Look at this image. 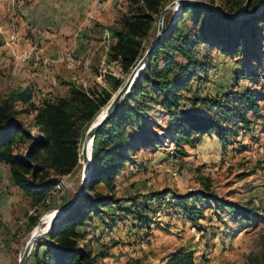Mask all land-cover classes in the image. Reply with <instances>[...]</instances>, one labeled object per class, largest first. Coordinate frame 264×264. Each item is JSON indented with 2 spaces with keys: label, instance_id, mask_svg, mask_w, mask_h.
I'll list each match as a JSON object with an SVG mask.
<instances>
[{
  "label": "rangeland",
  "instance_id": "374dc122",
  "mask_svg": "<svg viewBox=\"0 0 264 264\" xmlns=\"http://www.w3.org/2000/svg\"><path fill=\"white\" fill-rule=\"evenodd\" d=\"M174 1L167 0L164 6ZM198 1L212 2L219 9L231 8V0ZM242 10L232 16L239 17ZM177 11L175 8L173 15ZM142 13L140 0H0V102L12 92L27 91L28 103L38 109L43 102L66 98L72 87L92 101L106 93L114 97L116 82L125 83L134 68L126 74L119 61L111 59L109 51L115 43L111 33ZM159 17L153 16L138 62L156 38ZM183 18L179 29L191 39L190 48L201 23L195 25L191 13ZM248 50L252 56L246 55ZM194 51L203 66L196 69L190 90L182 91L183 102L177 111L168 113L155 104L150 82L144 83L142 96L129 102L132 107L143 105L138 116L130 113L126 120L131 126L125 132L129 140L121 146L125 161L112 188L98 185L93 193L110 195L121 201L119 207L127 208L129 200L136 198L144 208L139 210L141 216L106 208L79 228L94 251H108L101 264H164L179 248L193 251L196 264H264V107L259 103L261 112L254 115L236 101L229 104L244 111L250 122L238 125L234 112L223 115V126L233 133L225 146L213 132L194 136L193 146L177 147L174 142L179 113L191 109L189 98L226 103L233 94H260L264 37L256 44L250 40L233 56L201 40ZM170 55L175 63H187L181 55ZM161 58L154 63L158 69L164 67ZM28 103L16 101L14 111L17 121L33 134L36 112ZM210 109L213 111H206L208 116L218 119L220 108ZM192 110L200 114L204 108L197 105ZM144 125L150 139L143 136ZM133 136L139 139L133 141ZM83 144L82 139L78 167L69 175L51 176L48 181L57 185L36 207L12 184L8 166L0 163V264H18L28 237L35 231L29 232L30 225L37 226L42 217L44 222L74 199L86 167ZM28 145L26 139L15 143L13 154L23 155ZM178 149L185 154H179ZM156 193H164L163 199L152 202ZM182 200L201 211V215L195 214V223L183 213ZM230 206L252 213L249 218H239ZM28 217L36 221L29 223ZM45 239L37 242L40 248L32 249L27 264H35V252L42 257Z\"/></svg>",
  "mask_w": 264,
  "mask_h": 264
},
{
  "label": "trees",
  "instance_id": "16d2710c",
  "mask_svg": "<svg viewBox=\"0 0 264 264\" xmlns=\"http://www.w3.org/2000/svg\"><path fill=\"white\" fill-rule=\"evenodd\" d=\"M140 1L145 13L133 16L126 21L121 30H113L111 33L115 43L111 46L109 54L111 59L119 61L126 74H129L138 63L143 49V39L148 35L153 16L161 15L167 0ZM261 1L254 3L253 0H231L230 9L226 10L223 7L220 9L226 15L212 8L194 4H183L176 15H173L172 11L165 14L163 37L155 46L142 73L124 101L95 134L91 150V171L82 194L44 240L45 251L42 257L39 258L38 253L35 252V264H101L109 256L107 250L94 251L90 243L85 241L86 234L78 230L88 223L92 215H101L106 208L116 207L127 215L138 216L141 213L139 210L144 208V205L136 201V198L129 200L131 206L127 208L119 207L121 201L110 195L93 193L98 185L111 189L113 180L125 161L121 146L129 140L125 137V132L131 126L127 125L126 120L130 113L138 116L143 105L139 103V106L132 107L129 102L142 96L144 83L150 82L155 104L168 113L177 111L183 102L182 91L190 90L191 80L197 76L196 69L203 66L194 51L199 46L200 40L209 46L220 48L227 56L235 55L238 48L248 44L250 40L255 41L256 44L258 39L264 37V5L260 9ZM206 3L215 7L212 2ZM241 8L243 10L239 17H227L234 12H239ZM187 13L193 15L195 25L201 23L200 30L196 33L198 37L194 42L192 41L190 48L188 43L191 39L181 35L179 29V24ZM170 53L181 55L187 63L173 62V56ZM252 54L249 50L246 53L247 56ZM161 55L164 57L161 58ZM160 58L164 63L162 69L154 66L155 61ZM259 73L263 75L261 78L263 84L260 87L262 90L259 95L251 92L233 94L229 96L226 103L206 97L189 98L191 109L179 113L181 117L177 119L178 125L174 137L176 146L180 147L182 144L193 146L194 136L212 132L222 145H227L233 133L231 128L223 126L222 116H228L234 112L238 125L248 126L250 122L244 111L236 106L230 107L229 104L236 101L254 115L261 112L259 103L264 107V72ZM123 83L124 81H117L114 91L117 92ZM234 97L236 99H233ZM111 98L112 94L106 93L103 98L92 101L77 88L72 87L66 98L53 103L43 102L38 109H34L28 103L30 94L27 91L12 92L0 102V163L8 166L12 184L20 188L23 194L32 200V205L36 207L45 198L46 193L57 185L56 181V183L48 181L51 176L63 177L71 174L78 167L80 142L84 140L88 128ZM16 101L28 103L36 112L32 121V127L36 129L35 133L28 132L17 121L14 111ZM197 105L204 108L200 114L192 110V107ZM211 107L220 108L218 119L208 116L206 111H213ZM146 130V126L143 127V136L150 139ZM131 138L133 141L139 139L135 136ZM25 139L29 145L24 154L14 155L13 145ZM177 151L179 154H185L182 149ZM152 196L153 200L158 201L163 199L164 193H156ZM34 206L32 208H35ZM180 207L193 223L197 221L195 214H202L198 209L187 205L185 200H182ZM230 208L235 216L243 219L249 218L252 213L250 209L239 210L231 206ZM28 218L29 223L36 221L33 217ZM35 227L34 224L30 225L29 232ZM39 246L40 243H36L33 248L39 249ZM164 264L196 263L193 251L179 248L167 257Z\"/></svg>",
  "mask_w": 264,
  "mask_h": 264
},
{
  "label": "water",
  "instance_id": "95a60500",
  "mask_svg": "<svg viewBox=\"0 0 264 264\" xmlns=\"http://www.w3.org/2000/svg\"><path fill=\"white\" fill-rule=\"evenodd\" d=\"M183 4H194V5L206 6V7L212 8L213 10H215V11H217L223 15H226L219 8L212 7L205 2H201L198 0H176L173 3L169 4L168 6H166L164 8L163 12L161 13L159 20H158V28H157V35L155 38V42L151 45V47L146 51V53L142 57V59L134 67V69L132 70L128 79L125 81V83L122 85V87L117 91L116 95L111 98L110 102L107 104L106 108L104 109L102 116L96 117L94 119V121L92 122V124L90 125V127L88 128V130L85 134L84 143H86V144L90 143V145L92 146V141H93L95 134L98 131V129L114 114L116 109L120 106V104L124 101L125 97L130 92L134 82L137 79L139 72L145 66V64L149 60L155 46L157 45V43L161 40V38L164 35V33H163V18L165 16V14L169 10L173 9L176 6H178V8H179L177 13H176V14H178L180 12V8ZM263 5H264V0L261 1L260 9L263 7ZM227 17L236 18L235 16H232V15L231 16L227 15ZM82 159H83V162L86 163V167L84 168L85 170H83V172H82L81 185H80L78 193L76 194L74 199L68 205H66L64 208L58 209V210L53 212V215L50 219L49 225L47 226V228L45 230H43V231H42V229H40L38 231L36 230L31 235L30 239L28 240L27 244L25 245L23 252L21 253V255L18 259V264H26L27 263V260L31 254V251H32L33 247L36 245V243L38 241L48 237V235L51 233L53 228L66 216V214L72 209V207L78 201V198L82 194V191H83L84 186H85V184L89 178V174L91 171V160L87 154L86 148L82 149ZM42 218L39 220L37 227L42 225V223H43Z\"/></svg>",
  "mask_w": 264,
  "mask_h": 264
},
{
  "label": "bare ground",
  "instance_id": "6f19581e",
  "mask_svg": "<svg viewBox=\"0 0 264 264\" xmlns=\"http://www.w3.org/2000/svg\"><path fill=\"white\" fill-rule=\"evenodd\" d=\"M175 8H178V6L174 7V8L171 9L170 11H173ZM178 9H179V8H178ZM103 112H104V110H102V112H101V114L99 115V117L102 116ZM83 148H86V150H87V154H88V156L90 157V160H91V150H92V146L90 145V143H87V144L84 143V144H83ZM55 211H56V210H55ZM52 214H53V213H52ZM50 215H51V214H50ZM51 217H52V216H51ZM51 217L48 215V217L45 219V221H44V222L42 221V222H43L42 225H40L39 227L36 226V227L34 228V230H35V231H36V230L38 231V230L42 229L44 225H46V224L49 225V222H50ZM46 221H47V222H46ZM45 222H46V223H45ZM44 223H45V224H44ZM35 231H34V232H35ZM42 231H43V229H42ZM34 232H33V233H34ZM33 233L30 234V236L28 237V240L30 239V237H31V235H32Z\"/></svg>",
  "mask_w": 264,
  "mask_h": 264
},
{
  "label": "built area",
  "instance_id": "2783aa9c",
  "mask_svg": "<svg viewBox=\"0 0 264 264\" xmlns=\"http://www.w3.org/2000/svg\"><path fill=\"white\" fill-rule=\"evenodd\" d=\"M152 202H155V200H153Z\"/></svg>",
  "mask_w": 264,
  "mask_h": 264
},
{
  "label": "crops",
  "instance_id": "0c3cea01",
  "mask_svg": "<svg viewBox=\"0 0 264 264\" xmlns=\"http://www.w3.org/2000/svg\"><path fill=\"white\" fill-rule=\"evenodd\" d=\"M16 189V188H15ZM21 196V195H20ZM29 214H30V211H29Z\"/></svg>",
  "mask_w": 264,
  "mask_h": 264
}]
</instances>
